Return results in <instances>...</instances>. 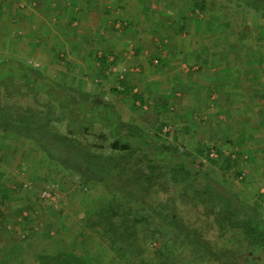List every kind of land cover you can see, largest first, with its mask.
I'll return each mask as SVG.
<instances>
[{"label": "rangeland", "instance_id": "obj_1", "mask_svg": "<svg viewBox=\"0 0 264 264\" xmlns=\"http://www.w3.org/2000/svg\"><path fill=\"white\" fill-rule=\"evenodd\" d=\"M192 1L144 0L141 5L139 0H37L33 5L31 0H0V60L15 58L25 62L38 69L41 76L70 88V94L79 100H83V93H89L98 101L112 104L121 122L136 124L146 136L156 135L159 144L173 145L195 160V163L202 161L203 168L210 170L218 179L223 177L219 167L228 155L232 158L238 152L245 160L236 167L240 173L235 175L234 168L223 173L231 178L236 187L234 190L239 194L252 199L256 194L259 201V195H264V124H258L260 127L252 132L247 131L243 145L240 146L237 140L231 145V138L237 137L238 126L236 124L234 128V125L227 122V133L217 131L219 126L216 124V114L223 112V116L219 115L221 119H226V114L216 99L219 97L216 85L213 84L216 82L209 81L211 93L208 91L206 100L203 91L199 94L200 98H195L197 94H188L180 85L175 90V82L166 85L160 79L156 83L158 72L155 69L163 63L157 55H153L156 51L153 45L157 44V25L170 21L171 28L176 32L180 22H184L181 10L189 17L185 21L189 30L193 24V21L189 23L190 18L207 20V14L213 8L211 15L219 18L222 14L220 8L226 4L224 0H207V9L203 14L193 11ZM83 6H88L89 11ZM233 7L229 8L232 10ZM222 12L227 16L231 11L226 9ZM245 16L246 13L239 9L229 20L234 21L235 27L237 21L241 24L247 20ZM218 23L212 29L216 32L210 30V33L208 25H204L201 31L191 33L189 30V35L198 38L207 32L216 37L213 40L212 37L203 36L208 39L205 42L210 43L211 50L226 48V43L220 42L224 39L219 41L221 44L217 42V36L224 38L226 35L225 19L222 18ZM176 33L177 51L186 53L190 45L194 51V37H187V32L185 37L184 34ZM229 34L233 35L231 32ZM243 36L238 40L235 36L231 37L236 43L235 50L241 49L248 57H256L260 53L264 58V46L258 50L253 49L255 40L247 34ZM249 47L251 49L248 50ZM100 56L107 58L103 64L98 61ZM155 61H158L157 64ZM211 62L212 74L223 66L234 65L222 59L218 65H215L217 62ZM179 63L180 68H187L191 73L203 67L194 64L192 58L188 60L187 56H181ZM168 77L167 82L170 81ZM125 80L132 89L129 97L118 93L121 91L118 82ZM112 88L118 89L117 92H113ZM38 99L45 101L43 96H38ZM35 102L31 96H16L8 100L0 96V105L17 108L11 117L14 120H17L15 115L21 108L46 113L45 107L41 110ZM3 117L0 113V120ZM220 122L223 124L226 121ZM50 125H54L59 134L75 137L78 142L69 152L64 153L66 148L62 149L54 161L45 156L39 144L30 140L31 136L27 133L29 130L21 127L14 130L7 122L0 123V244L12 247L15 243L11 240L22 239V242L29 245L30 250L25 251V255L30 254L29 258L33 252L71 248L73 237L77 242L89 238L88 232L82 234L84 231L78 226L79 220L85 214L103 207L109 198L102 189L83 186L79 178L97 174L105 168L110 169L119 157V153L112 149V140L103 139V136L96 137L98 132L82 139L81 135L67 132L65 121L51 122ZM96 129L99 127L96 126ZM204 144L210 146L208 157L214 165L208 160L195 157L196 151ZM254 152L255 162L251 159ZM98 155L102 159L112 158L113 162L107 160L102 166L95 158ZM258 209L264 216V199ZM93 243V251L97 253L100 246L96 245L95 240ZM151 246L157 247L158 243L154 241ZM100 254L99 264H127L107 253ZM23 258L19 253L14 257L8 255V264H30L28 257L27 260ZM250 263L264 264V250L251 253Z\"/></svg>", "mask_w": 264, "mask_h": 264}, {"label": "trees", "instance_id": "obj_2", "mask_svg": "<svg viewBox=\"0 0 264 264\" xmlns=\"http://www.w3.org/2000/svg\"><path fill=\"white\" fill-rule=\"evenodd\" d=\"M224 1L226 4L220 8L221 17L211 15L214 8L207 14L208 31L216 32L212 29L223 18L226 35L231 32L238 40L247 34L255 40L253 49L263 47L264 0ZM139 2L142 5L144 0ZM206 4L207 0L191 2L193 11L203 14ZM229 4L237 9L233 7L231 10ZM83 8L89 11L88 6ZM226 9L231 11L227 16L222 12ZM239 9L246 13L247 20L241 24L237 21L234 27V21L229 18ZM180 13L184 20L179 24L181 32L185 30L186 16L184 11L180 10ZM192 21L200 29L201 20L190 18ZM106 60L105 56L98 58L102 64ZM256 60L258 67L263 66L264 58L260 53ZM101 67L105 68L104 65ZM118 83L121 87L118 93L129 97L132 89L126 80ZM69 89L41 76L38 69L25 62L15 58L2 59L0 96L7 100L31 96L41 110L45 107L46 113L21 108L15 115L17 120H14L11 117L17 108L0 105V113L4 115L0 123L7 122L14 130L19 127L29 130L30 140L40 145L50 161H54L62 149L66 148L64 153L69 152L78 143L75 137L59 134L51 122L65 121L67 132L81 135L82 139L98 132L96 137L112 140V149L119 153L114 162L112 158L95 156L100 165L109 160L113 162L112 167L79 178L83 186L102 189L109 199L103 207L80 218L78 226L84 231L82 234L89 233L87 240L77 242L73 237L71 248L33 252L31 258L30 254L25 255L30 250L26 242L11 240L15 243L12 247L0 244V264H8L7 256L14 257L18 253L25 260L29 258L30 264H99L101 252L127 264H251L250 254L264 250V216L258 209L264 195H259V201L256 194L253 199L243 197L234 190L236 187L231 178L223 173L232 168L235 175L240 173L236 167L245 162L241 154L236 152L232 158L228 155L219 167L223 177L218 179L203 168L202 161L195 163L173 145L159 144L156 135L146 136L136 124L121 122L112 104L98 101L89 93H83V100H79L70 94ZM111 90L116 93L118 89ZM38 96L45 97V101H40ZM226 119L223 124L216 122L219 133L228 132L227 122L236 127L234 117L226 115ZM237 126V137L231 138L230 142L234 145L237 140L241 146L247 132L245 126ZM209 149V145L200 146L195 157L214 165L208 157ZM253 154L251 159L255 162L256 153ZM94 240L100 246L97 253L93 251ZM154 241L158 243L157 247L151 246Z\"/></svg>", "mask_w": 264, "mask_h": 264}, {"label": "crops", "instance_id": "obj_3", "mask_svg": "<svg viewBox=\"0 0 264 264\" xmlns=\"http://www.w3.org/2000/svg\"><path fill=\"white\" fill-rule=\"evenodd\" d=\"M15 1L18 2V0ZM36 1L37 0H31L33 5H35ZM33 5L30 7L35 9ZM15 8L17 7L15 6ZM144 18L148 17L145 16ZM162 18L167 20L165 17ZM188 18L189 17H186L185 21H187ZM198 19L201 20L200 29H198L195 23V25L191 24L189 29L191 33H193V31L203 30L204 25H206L207 20L202 18ZM160 23L157 25V37L155 39L157 44L153 45V48H156L153 55H157L156 57L160 61L162 60L163 63L161 62L162 66L157 65V69H155V71L157 70L158 72L156 75V77H158L156 83L159 82L160 79L163 80V83H167L166 85H168L169 82H175V90L176 86L180 85L183 90L188 92V94L190 92L194 93V96L197 94L198 97L195 98H200L199 94L203 91V97L206 100L208 94L211 93L208 88L209 81L212 83L216 82L213 84L216 85V91L219 93V97L216 98L217 102L221 105V108L226 115L234 117L233 123H236L237 125L239 124V126H245L246 132H252L255 128H259L260 126L258 124H264V61L263 66L258 67L259 63L256 60L257 55L256 57H248L247 53H242L241 49L235 50L236 43L231 38L234 35L231 34L225 35L224 38L217 36V41L224 39L225 41L220 42H225L227 47L213 51L209 47L210 43H206L208 39H205L204 37H212L213 40L216 39V37L206 32V34L203 35L204 37L198 36V38H195L196 36L189 35V30L186 26H184L185 30L181 32L178 27L176 32L181 33V35L184 34L183 37H185L186 32L187 37H194V51L192 50L193 47L190 45V48L186 53L182 50L179 52L175 47L176 32L175 29L171 28L172 22L167 21V23ZM161 26L163 27L162 29ZM160 47L161 49H157ZM213 52L216 53L214 54ZM191 53L192 57H190ZM185 55L188 60L190 58L194 59V64L203 65V67H201L202 70L191 73L187 68H180L179 65L181 64L179 63V60L181 56L182 58H186ZM233 56L235 57L233 58ZM216 59L217 61H215ZM221 59L229 62L228 64L233 65L234 63L233 67L223 66L221 70L212 74V69L210 67V64L212 63L211 61H213L214 64L217 62L215 65H218L222 63ZM155 62L157 64L158 61ZM166 76H169L168 78L170 81L168 80L167 82ZM208 91L210 92L208 93ZM219 115L223 116V112L216 114L217 121H227L224 117L221 119ZM262 128H264V125Z\"/></svg>", "mask_w": 264, "mask_h": 264}]
</instances>
